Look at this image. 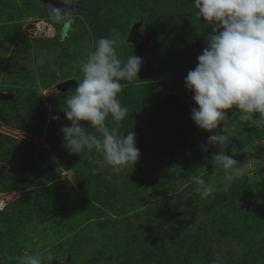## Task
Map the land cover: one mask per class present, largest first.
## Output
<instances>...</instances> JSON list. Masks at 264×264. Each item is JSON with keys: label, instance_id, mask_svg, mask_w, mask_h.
Listing matches in <instances>:
<instances>
[{"label": "rangeland", "instance_id": "obj_1", "mask_svg": "<svg viewBox=\"0 0 264 264\" xmlns=\"http://www.w3.org/2000/svg\"><path fill=\"white\" fill-rule=\"evenodd\" d=\"M49 6L0 0V93L10 95L0 98V264L29 254L44 264L49 255L51 264H264V127L225 110L227 154L235 146L246 173L207 199L190 179L202 166L214 171L220 149L207 140L223 134V122L208 132L191 118L198 105L185 77L211 33L194 0H78L67 35ZM136 24L150 46L128 40ZM101 37L117 40L122 60L142 58L138 78L122 81L118 96L130 111L119 134L135 133L140 158L120 174L101 169L94 150L71 153L61 131L71 125L62 108L77 85L57 86L78 84L79 62ZM168 95L178 102H165ZM106 123L113 126L111 117ZM206 181L221 187L223 176Z\"/></svg>", "mask_w": 264, "mask_h": 264}, {"label": "clouds", "instance_id": "obj_2", "mask_svg": "<svg viewBox=\"0 0 264 264\" xmlns=\"http://www.w3.org/2000/svg\"><path fill=\"white\" fill-rule=\"evenodd\" d=\"M65 8L49 6L53 23L62 25L64 35L73 30L75 22L72 8L78 0H61ZM196 15L211 26L206 37V47L197 57L198 63L185 77V87L193 93L198 105L191 109L196 125L214 132L223 122V134L208 137V146H219L211 157L214 171L222 174V186L206 181L210 176L207 166L200 167L199 174L190 179L197 186L196 192L207 199L218 191L227 192L233 182L247 171L233 158L238 149L233 146L232 155L227 146L232 136L226 132L229 122L228 109L239 110V120L248 126L264 127V0H194ZM117 40L101 37L94 50L79 62L82 78L75 92L66 98L62 108L71 125H64V146L76 154L93 150L102 157L100 168H109L120 174L139 161L140 150L136 147L135 133L119 134L121 122L128 118L129 109L122 106L118 96L125 86L122 81L132 82L138 78L142 58L131 55L122 60L117 54ZM43 63V58L40 61ZM56 70L55 68L53 69ZM259 114L258 117L256 114ZM111 117L112 127L106 121ZM59 119V117H53ZM82 121L95 129L98 135L87 132ZM202 151L208 148L201 145ZM99 169H94L98 171ZM73 173L65 177L71 181ZM49 264L54 257H47ZM20 264H44L39 255H25Z\"/></svg>", "mask_w": 264, "mask_h": 264}, {"label": "water", "instance_id": "obj_3", "mask_svg": "<svg viewBox=\"0 0 264 264\" xmlns=\"http://www.w3.org/2000/svg\"><path fill=\"white\" fill-rule=\"evenodd\" d=\"M44 2L46 3H50L52 5H54L55 7H58V8H61L62 6V2L61 0H43ZM140 24H136L134 25L129 34H128V40L130 41H134V42H139L140 43V46L141 48H144V47H148L150 46V43H149V38L144 36L141 32H140ZM77 83L74 81V80H67V81H64V82H61L57 88L59 90H62V91H65L67 89H69L71 86H76ZM9 94L7 93H0V98H9ZM178 98L174 95H168L164 98V101L165 102H178ZM4 170H2L3 172ZM53 264H63L62 262H55Z\"/></svg>", "mask_w": 264, "mask_h": 264}, {"label": "trees", "instance_id": "obj_4", "mask_svg": "<svg viewBox=\"0 0 264 264\" xmlns=\"http://www.w3.org/2000/svg\"><path fill=\"white\" fill-rule=\"evenodd\" d=\"M77 4H75L73 7H75ZM65 7H67L66 5H64L63 3H62V8H65ZM110 27L114 30V31H116L117 33H119V34H121V35H123V36H126L127 35V30L126 29H124L121 25H119V24H112V25H110Z\"/></svg>", "mask_w": 264, "mask_h": 264}]
</instances>
